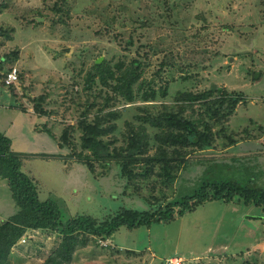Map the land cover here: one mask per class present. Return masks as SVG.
Returning <instances> with one entry per match:
<instances>
[{
	"label": "rangeland",
	"instance_id": "374dc122",
	"mask_svg": "<svg viewBox=\"0 0 264 264\" xmlns=\"http://www.w3.org/2000/svg\"><path fill=\"white\" fill-rule=\"evenodd\" d=\"M2 58L0 80L12 66L19 80L0 86V108L7 102L23 127L69 143L57 155L21 158L61 222L158 212L207 183L264 192V0H0ZM167 114L188 120L207 143L176 147L172 164L182 163L166 184L161 165L143 160L169 129ZM90 127L107 143L103 159L92 161L93 172L81 165L85 177L62 169L75 165L74 154H90L82 145ZM134 133L141 150H130V179L119 162ZM4 174L0 164V226L19 213ZM63 242L56 232L27 231L3 264H264V211L211 201L168 224L75 234L58 257Z\"/></svg>",
	"mask_w": 264,
	"mask_h": 264
},
{
	"label": "trees",
	"instance_id": "16d2710c",
	"mask_svg": "<svg viewBox=\"0 0 264 264\" xmlns=\"http://www.w3.org/2000/svg\"><path fill=\"white\" fill-rule=\"evenodd\" d=\"M0 63H5L4 58L1 59ZM7 71L2 72L0 86L9 88L10 86H5L3 82ZM38 115L40 114L38 113ZM163 117L169 129L156 135V141L158 142L156 151L153 156L146 157L143 162L145 166L149 164L161 165L160 174L167 184L174 180L173 171L178 169L182 163V160L177 158L175 165L172 164L173 157L179 155L176 153V147L187 143L189 138H192L195 145L205 144L207 138L186 119L173 114L163 115ZM44 132L55 140L59 149H68L69 143L65 135L61 136L63 142H60L55 139L50 131L45 130ZM98 135L99 132L90 127L87 138L82 140L83 147L88 149L90 154L82 155L78 153L73 155L75 159L72 162L88 167L90 172L94 170L92 161L102 160L103 158L100 157L99 153L107 150V143L97 139ZM140 146L139 134L134 133L129 144L125 147L128 153L125 150L126 154L121 155V161L119 162L121 172L130 179L136 174L128 169L129 165L132 164L128 159L137 158L135 156L139 154ZM130 150H138V152L134 155L130 154ZM26 156L28 155L13 151L11 140L0 133V164L5 168L4 176L11 190L13 201L19 209V213L0 226V264L5 262L10 249L30 230H45L61 235L64 242L62 248L59 249L62 251L58 250L57 255L58 257H66L68 245L70 241L73 242L75 234L83 233L93 237H109L122 227L133 230L139 227L150 228L156 224H168L177 217L191 213L195 207L211 201L230 204L238 200L245 205L261 208L264 211V192L235 187L229 183L215 182L205 184L199 191L183 198L181 201L167 203L158 212L122 210L111 219L100 224L94 223L91 218L86 216H77L61 222L62 214L57 204L51 200L41 201L37 195L36 185L22 172L21 158ZM64 160L69 159L65 157ZM147 172H144V174L137 173V175L144 176L147 175ZM249 218L256 219L257 217L249 216Z\"/></svg>",
	"mask_w": 264,
	"mask_h": 264
},
{
	"label": "crops",
	"instance_id": "0c3cea01",
	"mask_svg": "<svg viewBox=\"0 0 264 264\" xmlns=\"http://www.w3.org/2000/svg\"><path fill=\"white\" fill-rule=\"evenodd\" d=\"M4 105L9 106L7 102H4ZM5 106H1L0 108L1 110H3V111L0 110V133L5 135L11 140V147L13 151L19 150L20 151L18 152L19 154L28 155L26 153L28 150H29L28 152H31L33 154L40 152L45 153L44 150H48L50 152L53 151L54 154L57 155L58 151L62 150L58 148L55 140L45 132L32 131L31 129H29V127H27V125H25L26 128L23 127L24 126L23 123H20L19 121L21 120L19 114H13L14 111L8 109V107L6 108ZM21 126L23 129L21 128ZM21 150L22 151L26 150V151L22 152ZM63 167L64 168L62 169L64 170L68 169V171L71 172L79 170L82 174H84L85 177L86 172L84 168L79 164L75 163V165H71L70 167H68V165L67 166L65 165ZM71 187L74 186L71 185ZM81 187L82 186L79 185L77 188H80V190L82 191ZM247 218H249V216Z\"/></svg>",
	"mask_w": 264,
	"mask_h": 264
},
{
	"label": "built area",
	"instance_id": "2783aa9c",
	"mask_svg": "<svg viewBox=\"0 0 264 264\" xmlns=\"http://www.w3.org/2000/svg\"><path fill=\"white\" fill-rule=\"evenodd\" d=\"M18 81V72L15 66H12L7 71L5 77L3 78V82L5 86L15 85ZM164 264H187L186 260H182L179 257H171L165 260Z\"/></svg>",
	"mask_w": 264,
	"mask_h": 264
}]
</instances>
